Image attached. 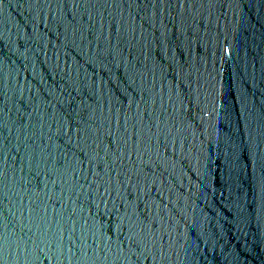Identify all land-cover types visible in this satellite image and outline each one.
Wrapping results in <instances>:
<instances>
[{
	"label": "water",
	"instance_id": "95a60500",
	"mask_svg": "<svg viewBox=\"0 0 264 264\" xmlns=\"http://www.w3.org/2000/svg\"><path fill=\"white\" fill-rule=\"evenodd\" d=\"M0 264H264V0H0Z\"/></svg>",
	"mask_w": 264,
	"mask_h": 264
}]
</instances>
